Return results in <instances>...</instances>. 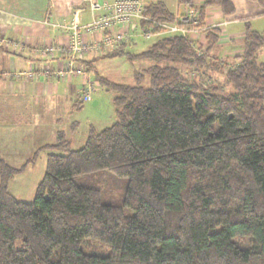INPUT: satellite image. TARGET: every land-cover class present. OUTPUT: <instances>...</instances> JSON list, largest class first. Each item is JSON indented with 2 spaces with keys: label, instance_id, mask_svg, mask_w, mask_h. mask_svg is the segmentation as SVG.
Here are the masks:
<instances>
[{
  "label": "trees",
  "instance_id": "trees-1",
  "mask_svg": "<svg viewBox=\"0 0 264 264\" xmlns=\"http://www.w3.org/2000/svg\"><path fill=\"white\" fill-rule=\"evenodd\" d=\"M180 3L199 14L205 43L166 33L83 60L116 93L111 125L91 124L79 148L60 130L19 166L0 154V264H264V30L244 18L241 53L213 57L222 27L206 26L207 9L232 15L233 0ZM142 12L154 30L176 19L162 1ZM120 56L152 63L132 84L94 66ZM83 104L78 95L71 111ZM42 151L35 197L19 200L10 181Z\"/></svg>",
  "mask_w": 264,
  "mask_h": 264
},
{
  "label": "crops",
  "instance_id": "crops-1",
  "mask_svg": "<svg viewBox=\"0 0 264 264\" xmlns=\"http://www.w3.org/2000/svg\"><path fill=\"white\" fill-rule=\"evenodd\" d=\"M97 1L102 3L106 0ZM146 1L164 2L176 18L189 8L180 3V0ZM189 1L201 4L204 0ZM90 2L91 0H0V36L24 43L21 50L0 48V72L23 73L37 65L58 66L66 61L65 53L58 52L56 57H50L42 54L40 49L51 42L68 41L69 32L62 25L72 21L77 10H80L77 20L81 23L90 21L92 18ZM233 3L234 14L224 16L219 7H209L205 18L206 26L222 27L219 43L214 48L212 56L228 59L230 62L243 49L244 18L249 17L254 29L264 30V26L256 28L253 25L264 17L256 15L263 11L257 2L233 0ZM225 21H228L227 24L222 25ZM94 38V35L90 36V40ZM129 41L128 44L138 45L134 40ZM196 42L205 43L203 32ZM96 54L89 53L87 59L90 60ZM98 61L94 62L96 69ZM91 72L94 75L92 70ZM82 83L81 76L62 79L46 75L28 77L23 73L5 78L0 74V154L9 164L21 165L36 149L54 142L60 130L66 133L73 147L75 141L83 139V136L78 138L75 135L79 122L71 111ZM103 89L106 88L102 87L98 92ZM94 104L98 105L99 100H95ZM61 106L65 107V114L68 117L59 114ZM14 180L13 178L10 181V191Z\"/></svg>",
  "mask_w": 264,
  "mask_h": 264
},
{
  "label": "built area",
  "instance_id": "built-area-1",
  "mask_svg": "<svg viewBox=\"0 0 264 264\" xmlns=\"http://www.w3.org/2000/svg\"><path fill=\"white\" fill-rule=\"evenodd\" d=\"M146 0H106L102 3L91 0L89 8L92 14L90 21L81 23L77 18L80 10L75 12V18L62 26L69 32L66 43L51 42L44 45L40 52L50 57H56L58 52L67 55L66 61L54 65H37L31 67L23 73L28 77L34 75L55 76L62 79H70L81 76L83 85L79 91L81 101L87 102L93 99L94 93L100 89V84L91 70L83 63L87 55L91 52L98 53L103 50L111 51L117 42L132 40L136 34H141L145 38L160 36L166 33H180L188 37L190 42H196L202 35L199 28L200 16L193 7H189L185 13L176 18L174 22H155L158 29L154 27L142 26V20H154L143 15V7ZM225 21L222 25L227 24ZM95 38L90 40V36ZM24 43L12 41L0 36V47L12 48L14 50L23 49ZM198 52H200L198 50ZM23 73L18 71L0 72L5 77L19 76ZM186 75L195 76V73Z\"/></svg>",
  "mask_w": 264,
  "mask_h": 264
},
{
  "label": "rangeland",
  "instance_id": "rangeland-1",
  "mask_svg": "<svg viewBox=\"0 0 264 264\" xmlns=\"http://www.w3.org/2000/svg\"><path fill=\"white\" fill-rule=\"evenodd\" d=\"M257 23H259V25ZM253 25L256 28H262L264 26V17L260 18L259 22H254ZM156 39L157 36L145 38L141 34H136L133 36L132 40L136 41L139 46L128 44L127 50L131 52H140L150 46ZM100 52H103V50ZM259 57L260 60L264 62V46L262 47ZM151 63L152 62L148 59L130 60L121 56L111 57L99 60L97 69L110 79L132 84L134 81V71L143 69ZM215 77L220 82L224 81V78L221 76L218 77L216 75ZM100 88H102L101 85ZM115 95L116 93L113 90H100V92L94 93L91 101L84 102L81 108L73 112L74 118L79 122V127L75 135H77L78 138L83 136L81 141L74 142V148H79L84 144L91 124L98 129H102L115 121V106L112 102ZM95 100H99L98 105L94 104ZM59 114L63 115L65 118L68 117V115L65 114L64 106L60 107ZM46 158L47 154L45 151L39 152L36 161L32 164L30 163L24 172L14 177L15 180L12 182L11 192L16 198L24 201H31L34 199L37 185L45 173ZM121 189H123V187Z\"/></svg>",
  "mask_w": 264,
  "mask_h": 264
}]
</instances>
